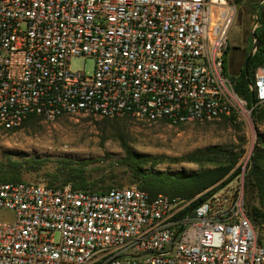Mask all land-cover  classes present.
<instances>
[{"label":"built area","instance_id":"built-area-1","mask_svg":"<svg viewBox=\"0 0 264 264\" xmlns=\"http://www.w3.org/2000/svg\"><path fill=\"white\" fill-rule=\"evenodd\" d=\"M235 14L230 0H0V129L31 115L177 125L244 114L223 70ZM81 56L91 73L70 69ZM247 87L251 108L264 105L263 66ZM197 198L0 178V211L12 213L0 264H264V224L241 191Z\"/></svg>","mask_w":264,"mask_h":264},{"label":"rangeland","instance_id":"rangeland-1","mask_svg":"<svg viewBox=\"0 0 264 264\" xmlns=\"http://www.w3.org/2000/svg\"><path fill=\"white\" fill-rule=\"evenodd\" d=\"M236 6V14L227 35L225 52L226 76L234 79L243 69L246 53L253 45L251 34L252 15L260 17V0H230ZM92 57H76L69 62L72 71L91 73ZM264 67V66H263ZM246 101V100H245ZM247 102V101H246ZM245 113H232L210 121H190L172 125L165 120L147 122L132 116L102 118L91 115L63 116L54 122L40 117L26 120L16 130L0 129V164L38 159L29 170H23L21 180L49 184L62 183L66 171L65 159L85 162L84 170L89 184L97 190L136 184L131 172L120 163L126 150L134 154L150 156L157 160L153 171L159 173L184 172L195 174L217 166L215 162L199 159L200 152L215 150V161L223 162L225 156H238L235 167L225 177L235 173L223 188L242 192L244 203L258 205L253 195L245 192V178L251 168L253 152L259 138L264 139V121L253 119V110L247 102ZM225 154V155H224ZM150 165L144 166L149 169ZM224 178V179H225ZM211 189V188H210ZM12 213L0 211L1 220H9Z\"/></svg>","mask_w":264,"mask_h":264},{"label":"trees","instance_id":"trees-1","mask_svg":"<svg viewBox=\"0 0 264 264\" xmlns=\"http://www.w3.org/2000/svg\"><path fill=\"white\" fill-rule=\"evenodd\" d=\"M259 21L260 25L255 29L256 50L248 61L247 72L245 73L244 71V64L248 55L246 53L243 69L239 71V75L236 78L230 79L236 94L246 100L250 105H252V97L247 86L253 80L255 69L259 66H264V8L262 9ZM251 48L252 45H250L248 51H250ZM224 58L223 70L226 74ZM253 102L256 101L254 100ZM35 117L36 116L31 115L26 118L24 122H26V120L31 121ZM253 119L259 123L264 121V105L254 108ZM258 144L259 146H257L253 152L251 168L247 172L244 182L246 194L253 195L258 205H251L247 201L245 206L251 221L255 225H262L264 224V139L259 138ZM213 153H216L213 149H209L207 152H200L201 156L199 159L206 162H215L217 166L213 169H206L195 174H186L182 171L175 174L155 172L153 171V164L157 162L155 158L134 154L130 150H126V154L120 163L131 172L132 182L137 183V186L146 191L151 197L163 194L170 198L176 197L189 200L198 196L195 201V204H197L216 189L221 188L224 183L235 174L232 173L225 178L235 167L238 159L237 155L229 153L228 156H225L224 161L220 162L214 160V157L211 156ZM39 161L38 159H26L23 162H19L8 159L6 164H0V178L9 182L23 181L20 178L22 171L29 170L32 168V164ZM64 163L66 165V171L62 172V183L55 184L57 179L53 178L48 185L59 186L70 184L74 189L94 192L105 191L94 189L95 187L93 186L95 185L93 184L91 186L89 184L83 166L85 162H74L65 159ZM148 165H150V168L144 169V166Z\"/></svg>","mask_w":264,"mask_h":264},{"label":"water","instance_id":"water-1","mask_svg":"<svg viewBox=\"0 0 264 264\" xmlns=\"http://www.w3.org/2000/svg\"><path fill=\"white\" fill-rule=\"evenodd\" d=\"M251 34H252V37H253L254 41H253L252 48L249 51V53H248V55L246 57L245 64H244V71H245V73L247 72V64H248V61H249L250 57L254 54V50L256 49V34H255V32H251ZM251 97H252V102H253L254 101L253 95H251ZM229 181L230 180H228L227 182H229Z\"/></svg>","mask_w":264,"mask_h":264}]
</instances>
